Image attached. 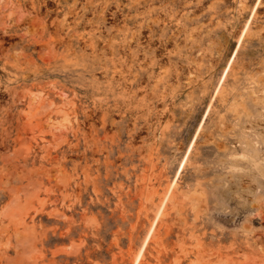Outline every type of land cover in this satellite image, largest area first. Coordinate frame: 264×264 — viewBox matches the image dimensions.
<instances>
[{
    "label": "rangeland",
    "instance_id": "374dc122",
    "mask_svg": "<svg viewBox=\"0 0 264 264\" xmlns=\"http://www.w3.org/2000/svg\"><path fill=\"white\" fill-rule=\"evenodd\" d=\"M191 144L139 264H264V0H0V264H132Z\"/></svg>",
    "mask_w": 264,
    "mask_h": 264
},
{
    "label": "bare ground",
    "instance_id": "6f19581e",
    "mask_svg": "<svg viewBox=\"0 0 264 264\" xmlns=\"http://www.w3.org/2000/svg\"><path fill=\"white\" fill-rule=\"evenodd\" d=\"M257 5H258V4L256 3V5L254 6V8L252 9V12H251V14H250V17L247 19V21H246V23H245L243 29H242L241 32H240V35H239V37H238V41H237V45H236V47H235V51L233 52L232 56L230 57V59H229V61H228V64L226 65V67H225V69H224V71H223V73H222V76H221V78H220V81H219V83H218V85H217V87H216V89H215V93H216V92L218 91V89L220 88L222 81L224 80V78L226 77V74L228 73V70H229L230 64L232 63V61H233V59H234V57H235V55H236L237 49H238L240 43L242 42V40H243V38H244V35H245V33H246L247 29H248V26H249V24H250V21H251V19H252L253 13H254V10L256 9ZM105 7H106V6H105ZM100 12H101V11H100ZM104 16H105V14H104ZM191 147H192V144L190 145V148L188 149V151H187L185 157L183 158V160H182V162H181V165L179 166L178 171L176 172L174 178H173V179L171 180V182L169 183L168 188H167V191H166L164 197L162 198V200L160 201V203H158V205H157V207H156V213H155L154 220H153L152 223H151L150 229H149V231H148V233H147V235H146V237H145V239H144V241H143V243H142V246H141V247L139 248V250L136 252L135 257H134V261H133L132 264H139V261L141 260V258H142V256H143V253H144V251H145V248H146V246H147V243H148V241H149V239H150V237H151V235H152V233H153V229H154V227H155V224L157 223L158 219L161 217V215H162V214L164 213V211H165L166 202L168 201L169 196H170V193H171V191H172V189H173V187H174V185H175V183H176V181H177V178H178L179 174L181 173V171H182V169H183V165H184V163H185V160H186V158H187V155L189 154V151H190ZM32 195H33V194H32ZM30 199H31V198H30ZM19 201H20V200H19ZM26 201H27V200H26ZM14 202H15V201H14ZM11 203H13V201H12ZM23 204H24V203H23ZM25 205H26V204H25ZM11 206H12V207H11V211L13 212V214H14L15 216H21V214H23V212H25V207H26V206H24V205H20L19 202L16 203V204H14V205H11ZM9 210H10V209H9ZM23 215H24V214H23ZM21 217H22V216H21ZM20 221H21V220H20ZM27 229H28V227H27ZM27 233H28V232H27ZM23 235H24V234H23ZM26 235H27V234H26ZM21 237H22V236H21ZM22 238H23V237H22ZM27 239H28V235H27ZM22 241H23V240H22ZM20 242H21V241H20ZM26 243H28V241H26ZM26 243H25V245H26ZM23 245H24V244H23ZM28 245H29V244H28ZM23 247H24V246H23ZM27 248H28V246H27ZM24 249H25V247H24ZM31 251H32V250H31ZM26 252H27V251H26Z\"/></svg>",
    "mask_w": 264,
    "mask_h": 264
}]
</instances>
